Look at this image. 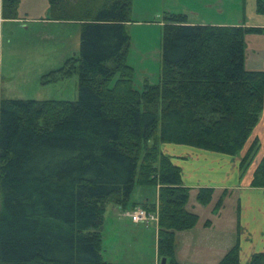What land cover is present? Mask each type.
<instances>
[{"label": "trees", "instance_id": "1", "mask_svg": "<svg viewBox=\"0 0 264 264\" xmlns=\"http://www.w3.org/2000/svg\"><path fill=\"white\" fill-rule=\"evenodd\" d=\"M49 1L55 19L82 22L79 95L0 98V264H107V204L134 207L136 184L159 185V251L173 256L176 230L193 226L198 213L187 206L181 166L160 144L243 149L264 107V69L245 66V33L264 28L192 23L168 12L161 79L140 90L126 57L132 0ZM259 143L243 155L241 174ZM251 185L264 187V155ZM211 194L201 188L198 199ZM219 264H240L238 243ZM248 264H264V251Z\"/></svg>", "mask_w": 264, "mask_h": 264}, {"label": "rangeland", "instance_id": "2", "mask_svg": "<svg viewBox=\"0 0 264 264\" xmlns=\"http://www.w3.org/2000/svg\"><path fill=\"white\" fill-rule=\"evenodd\" d=\"M168 12L186 13L189 22L244 27L264 20L258 0H132L131 19L126 23L130 34L126 57L133 67V85L140 90L147 82L161 79L163 24ZM81 29V20L55 19L49 0H17L7 10L0 0V98H78L80 74L75 57L80 52ZM245 47L248 58L257 57L258 49L264 54V36L245 33ZM119 75L115 74L111 85ZM157 186L136 184L133 199ZM238 193L223 192L222 197L213 198L212 204L211 215L218 220L222 211V225L233 231L237 228ZM154 210L159 216V210Z\"/></svg>", "mask_w": 264, "mask_h": 264}, {"label": "crops", "instance_id": "3", "mask_svg": "<svg viewBox=\"0 0 264 264\" xmlns=\"http://www.w3.org/2000/svg\"><path fill=\"white\" fill-rule=\"evenodd\" d=\"M252 26L264 28V20ZM251 34L264 36V29ZM256 54L257 57L249 59L245 47V66L264 69V54L259 49ZM256 137L260 142L258 151L244 174H241V158ZM161 148L181 166L183 183L191 187L187 206L198 213L197 222L191 227L176 230L174 254L163 256L159 251V221L149 225L136 222L127 213L133 206L108 203L104 215L102 245L107 264H219L235 243L239 244L240 263L248 264L255 252L264 251V187L251 185L253 172L264 155V107L241 154L175 142H163ZM158 188L159 185L156 189L144 190L137 196L138 199H133L132 194L131 201L155 204L158 209ZM201 188H212L207 202L198 199ZM237 190L240 204L237 228L233 231L222 225L225 223L221 217L222 211L218 214V220L211 214L214 197H222L223 192ZM163 257H166L165 262Z\"/></svg>", "mask_w": 264, "mask_h": 264}, {"label": "built area", "instance_id": "4", "mask_svg": "<svg viewBox=\"0 0 264 264\" xmlns=\"http://www.w3.org/2000/svg\"><path fill=\"white\" fill-rule=\"evenodd\" d=\"M131 218L136 222H142L149 225L159 220L158 211L148 210L142 205H137L127 212Z\"/></svg>", "mask_w": 264, "mask_h": 264}, {"label": "water", "instance_id": "5", "mask_svg": "<svg viewBox=\"0 0 264 264\" xmlns=\"http://www.w3.org/2000/svg\"><path fill=\"white\" fill-rule=\"evenodd\" d=\"M164 262L166 261V257H163V259H162Z\"/></svg>", "mask_w": 264, "mask_h": 264}]
</instances>
